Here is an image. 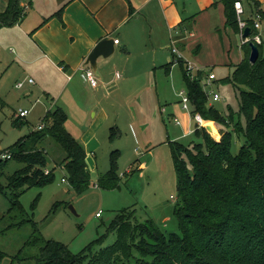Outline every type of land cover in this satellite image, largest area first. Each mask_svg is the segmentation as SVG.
I'll return each instance as SVG.
<instances>
[{
    "label": "trees",
    "instance_id": "1",
    "mask_svg": "<svg viewBox=\"0 0 264 264\" xmlns=\"http://www.w3.org/2000/svg\"><path fill=\"white\" fill-rule=\"evenodd\" d=\"M23 0H9L6 11L0 13V28L22 23L27 16ZM240 0H222L227 26L239 31L234 4ZM264 20V11L258 0H245ZM242 2V1H241ZM32 6V3H29ZM132 11V7L130 6ZM63 10L55 16L62 19ZM49 19V18H48ZM47 19V20H48ZM248 21L252 36L256 35L254 21ZM259 49V58L251 63V44ZM264 42L243 44V60L226 80L241 90L239 114L246 119V131L241 121L236 123V112L227 115L207 105V96L200 84L203 72L191 78L185 62H176L183 69L192 115L200 114L206 121L223 126L220 139L208 134L205 128L194 132L197 142L185 145L170 142L178 182L176 218L179 233L165 234L152 220L140 221L135 210L119 211L101 236L79 255H74L66 244L39 237L34 223L20 203L21 193L36 185L51 182L52 171L46 174L47 152L44 143L52 139L61 146L65 158L60 163L67 171L68 181L78 195L84 194L91 184L85 148L67 130L68 116L57 107L48 112L42 123L45 127L20 139L9 151L10 159L0 158V179L9 160L23 163L24 167L7 179V187L0 183V191L12 192L11 207L7 213L9 224L1 234L32 224V240L28 248H37V264H264ZM169 66V65H168ZM169 69V67H168ZM225 81V80H224ZM0 101L2 99L0 98ZM4 103V102H3ZM5 104V103H4ZM4 106V105H3ZM21 127L22 119L15 118ZM208 122L206 125H210ZM213 132V130H212ZM244 133L245 142L238 154H233L235 134ZM117 153L111 155V169L99 178L101 188L120 187L117 172ZM2 220V221H3ZM111 234L116 240L104 243ZM7 257L0 251V264Z\"/></svg>",
    "mask_w": 264,
    "mask_h": 264
},
{
    "label": "rangeland",
    "instance_id": "2",
    "mask_svg": "<svg viewBox=\"0 0 264 264\" xmlns=\"http://www.w3.org/2000/svg\"><path fill=\"white\" fill-rule=\"evenodd\" d=\"M32 3L29 14L18 26H5L0 28V150L9 151L21 138L32 132V128L39 127L42 118L55 104L61 107L66 94L59 93L58 88L49 90V61L45 59L32 42L31 34L36 26H40L49 14L59 10L61 4L69 0H24ZM245 7L247 1L244 0ZM246 14H244L245 17ZM245 19V18H244ZM207 31V30H206ZM204 30V33L206 34ZM261 34L264 40V20L262 21ZM189 32V31H188ZM189 33H187L188 35ZM241 47L238 35L234 36ZM204 40L210 41L208 34ZM264 50V47H263ZM120 51V50H119ZM118 49L115 53L119 52ZM198 52L190 55L176 53L175 60H183L185 69L189 62L193 67L205 69L200 79V84L207 96V105L223 115L229 109L236 112V123L240 120L243 130L246 131V119L239 114V98L242 90L234 88L231 82L226 81L232 74L231 61H224L212 50L204 59ZM42 56V57H41ZM236 63L237 56L232 57ZM212 69L216 81H209L206 74ZM192 74V75H190ZM188 75L193 79L197 77V70H191ZM176 90L184 91L187 85L183 69L177 63L174 72ZM32 80L33 83H29ZM225 80V81H224ZM27 81V82H26ZM18 82H25L22 89H17ZM221 96L220 101H215L213 94ZM171 107L177 104L174 92L168 95ZM181 99V98H180ZM4 105V106H3ZM55 108V109H53ZM20 110H27L26 122L21 127L14 123V116ZM73 115V117H72ZM70 113L66 128L73 132L74 138L85 148L81 136L93 122V113L87 120L79 118L73 110ZM168 124L170 130H178L174 124ZM195 122L192 132L186 134L179 141L185 145L197 142L194 134ZM213 133L216 129L223 128L221 124H210ZM161 126V125H160ZM159 126L149 125L145 133H139L138 127L128 119L114 125H107L99 132L97 140L102 144L90 158L89 166L91 184L88 190L78 195L72 184L68 181L67 171L60 163L65 158L61 146L52 139L44 143L47 152V169L52 171L54 178L51 182L36 185L21 193L20 203L28 212L30 219L37 224L39 237L46 241L55 240L66 244L74 255L84 252L95 240L105 235L108 227L115 219L117 213L123 209L135 210L137 218L144 222L152 219L165 234L179 233L176 208L178 205V182L173 161L170 142L167 143V130ZM220 139V137H219ZM245 142L244 133L235 134L232 152L238 154ZM136 148L139 149L136 152ZM117 153V172L121 178L120 187L107 190L99 187V178L111 169V155ZM97 162V168L95 166ZM24 167L23 163L9 160L0 183L7 187V179ZM63 179L66 182H63ZM12 192L6 188L0 191V230L9 224L7 213L11 207ZM72 206L76 213L71 211ZM100 217H97V214ZM3 220V221H2ZM32 224H24L19 229H11L6 234L0 235V251L7 257L2 264H37V248H28L26 243L32 240ZM116 235L111 234L104 246L113 244ZM89 264V260L85 261Z\"/></svg>",
    "mask_w": 264,
    "mask_h": 264
},
{
    "label": "crops",
    "instance_id": "3",
    "mask_svg": "<svg viewBox=\"0 0 264 264\" xmlns=\"http://www.w3.org/2000/svg\"><path fill=\"white\" fill-rule=\"evenodd\" d=\"M240 1L246 14L243 19L254 20L255 8L248 3L245 7L244 0ZM8 3L9 0H0V13L6 11ZM258 3L264 11V0ZM22 6L28 15L29 3L23 0ZM59 7L58 11L63 10L62 19L55 16L58 11H53L48 20L34 28L31 37L34 46L49 61L52 77L49 90L58 88L59 93L66 94L61 107L56 104L55 107L62 108L68 120L73 110L85 121L93 113V122L87 129L83 126L80 140L85 144L89 170L94 168L88 164L90 158L102 146L97 136L107 125L128 119L138 127L139 133L147 132L149 125L158 129L161 125L162 130H167V143L179 141L192 132L196 123L192 107L191 113L183 109L182 91L177 92L173 77L177 70L173 48L185 55L199 51V55L203 53L201 60L213 50L224 61L228 57L232 71L244 57L242 37L240 32L226 25L222 0H69ZM262 21L260 19L256 34L264 42L260 31ZM204 30L210 41L204 40ZM236 35L240 37L241 47ZM103 39H113L114 43L119 40L115 53L117 49L120 51L108 61L98 60L95 73L98 86L93 88L81 76L83 70L90 67L88 56ZM234 56H237L236 63ZM206 69L208 78L213 73L212 69ZM171 92L178 104L173 107L168 98ZM206 122L216 128L214 122ZM167 123L181 128L170 130ZM95 166L97 168V162Z\"/></svg>",
    "mask_w": 264,
    "mask_h": 264
},
{
    "label": "built area",
    "instance_id": "4",
    "mask_svg": "<svg viewBox=\"0 0 264 264\" xmlns=\"http://www.w3.org/2000/svg\"><path fill=\"white\" fill-rule=\"evenodd\" d=\"M237 2L241 6L239 10H237V8H236ZM234 7H235V11H236V16H237V21H238L240 35L242 37V43L246 44V43H249V42H255V43H258V44H262L263 41H262L260 35H258V34L253 35V36L251 34L250 36H247V37L244 36L245 30H246V28H248V21L243 19V15H244L243 3L241 1H236L235 4H234ZM260 19H261L260 15H256L254 17L253 21H254V28L255 29H259V27H260ZM115 44H119V40H115ZM173 52L177 53L178 51H177L176 48H173ZM187 67H188V69H187L188 72L191 71V70H197V72L202 71L200 68L193 67L190 64H188ZM88 72H92L93 75H92V78L90 80H88L87 82L91 85V87L96 88L98 86V80H97L96 74L92 70V68L89 67V68H85L83 70V75L87 74ZM190 75H192V74H190ZM208 79H209V81H213L216 78H215L214 74H210L208 76ZM28 82L30 84L33 83L32 80H28ZM24 85H25V82H19V83H17L16 87L18 89H21V88L24 87ZM213 95H214L213 98H214L215 101H220L222 99L221 96L216 94V93H214ZM180 96H181V99H182L183 109L191 113V110H190L191 104H190V100H189L188 95H186L185 92L183 91V92L180 93ZM27 115H28V111L27 110H20L17 113L16 118L25 119L27 117ZM192 116H193L194 120L196 121V123L200 127L206 126V124L208 123L201 117L200 114H195V115H192ZM44 127H45V124L41 123L39 125V127L37 128V130H42ZM0 158L1 159H10L11 158V154L9 152L2 153ZM46 174H49V170H46ZM63 182H66V180L63 179ZM97 217H100L99 213L97 214Z\"/></svg>",
    "mask_w": 264,
    "mask_h": 264
},
{
    "label": "water",
    "instance_id": "5",
    "mask_svg": "<svg viewBox=\"0 0 264 264\" xmlns=\"http://www.w3.org/2000/svg\"><path fill=\"white\" fill-rule=\"evenodd\" d=\"M252 33V29L250 27L246 28L244 36H250ZM115 43L113 39H103L101 40L96 47L93 49L92 53L87 58V65H90V67L93 69V71L97 72V65L98 60L102 59L104 61H108L112 58V56L115 54ZM251 54H250V61L251 63H256L259 58V49L255 44H251ZM196 128H205L209 135H211L213 138L216 139V137H220V132L216 130L215 135L212 132V127L209 125L200 127L198 124L196 125ZM71 211L73 213H76L75 209L70 206Z\"/></svg>",
    "mask_w": 264,
    "mask_h": 264
},
{
    "label": "clouds",
    "instance_id": "6",
    "mask_svg": "<svg viewBox=\"0 0 264 264\" xmlns=\"http://www.w3.org/2000/svg\"><path fill=\"white\" fill-rule=\"evenodd\" d=\"M240 7H241L240 4L237 2V4H236V8H237V10H239ZM92 75H93L92 72H88L87 74L82 75V76H81V79H82V80H85V81L87 82L88 80H90V79L92 78ZM216 139L218 140L219 137L217 136Z\"/></svg>",
    "mask_w": 264,
    "mask_h": 264
}]
</instances>
